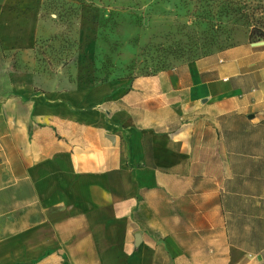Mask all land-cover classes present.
Here are the masks:
<instances>
[{"label":"crops","instance_id":"obj_1","mask_svg":"<svg viewBox=\"0 0 264 264\" xmlns=\"http://www.w3.org/2000/svg\"><path fill=\"white\" fill-rule=\"evenodd\" d=\"M6 3L0 264H264V242L232 237L224 175L194 156L211 119L264 112V45L37 93L5 58L32 45V16L20 25Z\"/></svg>","mask_w":264,"mask_h":264},{"label":"rangeland","instance_id":"obj_2","mask_svg":"<svg viewBox=\"0 0 264 264\" xmlns=\"http://www.w3.org/2000/svg\"><path fill=\"white\" fill-rule=\"evenodd\" d=\"M33 43L5 58L33 74L34 92L132 79L262 41L264 0H0ZM224 114L194 149L204 172L224 175L236 240L264 242V112ZM249 115V116H248Z\"/></svg>","mask_w":264,"mask_h":264},{"label":"water","instance_id":"obj_3","mask_svg":"<svg viewBox=\"0 0 264 264\" xmlns=\"http://www.w3.org/2000/svg\"><path fill=\"white\" fill-rule=\"evenodd\" d=\"M253 46H261V45H264V41H258V42H254L252 43ZM134 241H135V244H138L139 241H140V236L139 234H136L134 236Z\"/></svg>","mask_w":264,"mask_h":264},{"label":"trees","instance_id":"obj_4","mask_svg":"<svg viewBox=\"0 0 264 264\" xmlns=\"http://www.w3.org/2000/svg\"><path fill=\"white\" fill-rule=\"evenodd\" d=\"M262 41H264V37H263V40ZM258 42V41H257ZM191 63V62H190ZM152 75H154V74H152Z\"/></svg>","mask_w":264,"mask_h":264}]
</instances>
